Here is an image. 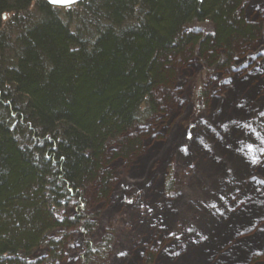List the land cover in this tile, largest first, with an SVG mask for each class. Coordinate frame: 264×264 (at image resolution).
I'll list each match as a JSON object with an SVG mask.
<instances>
[{
    "label": "trees",
    "instance_id": "16d2710c",
    "mask_svg": "<svg viewBox=\"0 0 264 264\" xmlns=\"http://www.w3.org/2000/svg\"><path fill=\"white\" fill-rule=\"evenodd\" d=\"M242 1L0 0V264H36L38 248L59 258L56 228L93 231L84 187L108 192L110 158L140 144L138 112L147 103L157 112L154 93L168 94L178 60L196 48L219 57L234 40L255 38ZM207 21L215 25L207 36L186 31ZM247 146L251 159L261 149ZM111 238H86L83 264Z\"/></svg>",
    "mask_w": 264,
    "mask_h": 264
},
{
    "label": "rangeland",
    "instance_id": "374dc122",
    "mask_svg": "<svg viewBox=\"0 0 264 264\" xmlns=\"http://www.w3.org/2000/svg\"><path fill=\"white\" fill-rule=\"evenodd\" d=\"M240 10L255 38L177 61L168 94L154 93L157 112L148 103L138 112L140 144L110 158L108 192L84 187L93 231L54 229L60 257L38 248L36 264H83L86 238L101 244L109 234L91 264H264V0ZM214 30L209 21L186 28L197 37ZM250 142L261 148L252 159ZM76 208L63 212L75 218Z\"/></svg>",
    "mask_w": 264,
    "mask_h": 264
},
{
    "label": "water",
    "instance_id": "95a60500",
    "mask_svg": "<svg viewBox=\"0 0 264 264\" xmlns=\"http://www.w3.org/2000/svg\"><path fill=\"white\" fill-rule=\"evenodd\" d=\"M50 4L59 6V7H65V6H71L73 4H76L80 2L81 0H47Z\"/></svg>",
    "mask_w": 264,
    "mask_h": 264
},
{
    "label": "bare ground",
    "instance_id": "6f19581e",
    "mask_svg": "<svg viewBox=\"0 0 264 264\" xmlns=\"http://www.w3.org/2000/svg\"><path fill=\"white\" fill-rule=\"evenodd\" d=\"M257 204H261V202H260V200L259 199H257V202H256Z\"/></svg>",
    "mask_w": 264,
    "mask_h": 264
}]
</instances>
